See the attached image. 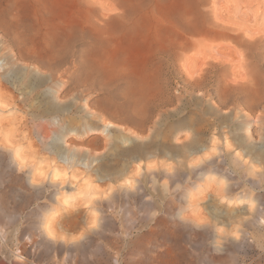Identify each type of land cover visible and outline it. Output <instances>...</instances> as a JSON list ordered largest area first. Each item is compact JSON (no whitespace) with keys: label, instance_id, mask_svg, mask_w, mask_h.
<instances>
[{"label":"rangeland","instance_id":"374dc122","mask_svg":"<svg viewBox=\"0 0 264 264\" xmlns=\"http://www.w3.org/2000/svg\"><path fill=\"white\" fill-rule=\"evenodd\" d=\"M0 11L11 15L6 17L10 27L12 25L13 35L24 36L21 37L26 38L25 42L31 45L28 44L29 49L34 52L38 49L36 52L43 55L53 53L56 56L60 52L58 57L61 54L66 56V64H61L59 69L74 71L77 79H81L78 80L81 84L92 82L89 96L96 104L95 109L106 105L111 111L120 112L121 108L131 110L134 105L140 104L138 108L144 116L138 118L142 119L139 124L124 122L119 125L116 124L119 122L117 119H111L116 127L107 128L111 138V146L106 150V153H110V160L105 162L107 167L115 169L126 166L132 169L141 163L145 168L152 161L156 165L159 161V168L163 164H172L179 171L178 177L175 176L174 182L170 180L169 184L184 185L183 173H187L189 164L186 166L184 156L177 153L180 151L178 147L182 148L183 139L190 135L189 140L202 143L206 140L205 144L209 145L212 136L218 137L217 147L219 150L221 148L218 153H221L223 163L219 168L221 170H218L219 175H215L213 186L223 189L231 186L229 188L233 189L237 197L234 236L226 228V231L222 229L223 225L230 229L227 221L230 207L222 197L225 193L215 197L211 190H207L208 195L203 196L208 198L199 201L201 205L193 201L192 206V200L186 197L181 199L182 203L174 201L170 205L151 192L152 184L157 189L155 194L162 191L163 181L150 179L149 182L141 177L149 195L142 200H132L134 198L131 197L110 201L113 207L108 205V211L104 214L107 217L99 224L101 227L98 225L96 228L99 230L91 235L96 237L93 239L90 236L91 246L81 248L82 253L80 248L59 251L42 247L44 213L53 204L49 203V191L39 195L30 191L28 195L31 199L26 212L40 211L29 217L23 214L16 224L7 226V243L2 245L5 253L22 252L26 264H114L109 259L113 256H118L120 264H164L167 260L168 264H264V221H261L264 220V0H0ZM16 28L19 33L15 32ZM242 41L245 45H241ZM67 51L69 54H65ZM4 54L0 50V70L6 68ZM62 55L61 58H64ZM201 68L204 72L200 73ZM186 83L190 87L195 86L196 90L190 89L187 94L184 88ZM196 84H208L206 86L210 87L204 86L197 90L199 86ZM51 86L48 85V88ZM16 93L15 96L22 99V95ZM223 98L219 103L218 100ZM162 99L165 104H162ZM83 102L81 99L80 108ZM147 104L152 106L149 108L151 110L144 108L150 107ZM0 109V127L9 124V128L1 127L2 133L11 129L10 134L13 135L20 126L17 123L21 116L26 117L24 120L28 118L29 128L32 126L29 105H16L15 115L8 113L9 108L8 111ZM143 121L145 125H142ZM12 122L14 131L10 125ZM140 123L145 129L140 128ZM99 126L98 123L95 125L97 129L89 134L91 137L103 135L105 128ZM48 137L47 134H39L40 141L47 142L50 140ZM140 138L142 141L144 139L143 142H146L145 138L151 140L146 143L152 151L148 147L141 149L138 154L134 151V155H141L136 159L132 157L133 154H125L134 145L143 143ZM97 142L103 147L100 140ZM102 149L97 146V156L105 152ZM169 150L170 153L167 152ZM147 157H150L151 163H148ZM234 159L238 160L235 162ZM165 161L168 163L162 164ZM97 164L98 161H95L93 165ZM15 174L20 172L16 171ZM22 177L23 181L19 183L28 185L26 174ZM223 181L224 186L221 185ZM192 209H196V212ZM83 218L84 221L86 218ZM252 218L257 219L250 221ZM247 219L249 223L245 222ZM222 230L226 234L224 236L222 232L218 238ZM229 235L234 238L226 241ZM58 257L60 260L56 259ZM0 264L9 263L0 259Z\"/></svg>","mask_w":264,"mask_h":264},{"label":"bare ground","instance_id":"6f19581e","mask_svg":"<svg viewBox=\"0 0 264 264\" xmlns=\"http://www.w3.org/2000/svg\"><path fill=\"white\" fill-rule=\"evenodd\" d=\"M9 15L10 14L5 13L4 11L3 12L0 11V43H1L0 50L5 52L3 57H4V61H5L4 64L6 67L5 69L2 68L3 72L0 73V107L3 109L5 108L6 109L5 111H8L7 109L9 108L8 113H10V115H11V113L15 115L16 112H14V111H15L16 105H19V104L20 105L21 104L27 105V106L29 105L31 108V116H29V117H30V121L32 122V126L29 128L28 118L26 120H24L26 117L21 116L18 120V123H17L18 125H20V126H18V129L14 128L13 122H12V124H10V125H12L11 128H13V131H14V129L16 131L14 133L12 131L13 135L10 134L11 129L4 131V132H6V133L3 132L5 134L4 136H3L2 131H0V169H1L0 170V241L2 242V243H0V259H3L5 262H8L9 264H26V261H24L25 257L23 256V254H21L22 252L16 253V252L11 251L8 254V253L4 252L3 246H5V243H7V241H6L7 233L6 232H8V231H5V229L8 228L7 226H9L10 224H14V223L16 224V222L19 221V218L22 217L23 214L26 217H29V216L34 215L35 212L40 211V210H36V211L32 210V211L26 212V207L29 205V202L31 199V198L29 199L30 195H28V193L30 191H33L38 195L44 191H49V193L51 195L49 203L53 204L52 206H49L48 209H46V212L44 213V219L45 220H43V224H42V226H43L42 227V232H43V235H42V237H43L42 245L43 246L42 247H44L47 250H54L55 249V250H59V251L60 250L73 251V250L79 249V248H80V250H82L83 248L91 246V244H92L91 240H90L92 237L91 235H93V233H96V230H99L96 228L101 223V221L104 219V217H107V216H104V214L107 213V211H108L107 209H108V205L111 203L110 201H112L115 198L127 199V198H131V197L134 198L132 200H135V199L142 200V199H144V197L149 195V194H147L148 192H146L147 187L145 189L144 184L142 183V180H140L141 177H143V179L146 178V180L148 179V181L150 179L153 181L158 179L159 182L163 181L162 191H158V193L155 194L157 189H156L155 185L151 183L152 184L150 187L152 190L151 192H153L152 193L153 196H156L157 198L164 200L165 204L167 203L170 205L173 204L174 201L178 202V201H181L182 198L184 199V197H186V198H189L190 200H192V206H193L194 202H199V201L204 200V197H206V196H203V195L207 194L206 193L207 190H211L212 191L211 194H214L215 197H220L221 195H223L225 193L222 197H223V199L227 200L229 207H230V211H229L230 214H229L228 220H227L228 224H229V225L228 224L227 225L230 229H228L227 227H224L225 225H223L222 229L224 230L226 228L227 230H229L230 234L235 236L236 223H237L236 222L237 218H236L235 214H237V213L234 214V212H235V206H236L235 202H237L236 201L237 197H235V193H234L233 189L229 188L231 186H229V187L226 186V189H223L221 187L214 188V186H213V183L216 182L215 181V179H216L215 175L218 174V170L222 165L221 163H223L221 153H218V151L221 150V148L219 150V148H218L219 146L217 145L219 139L217 140L216 138H218V137L215 138L212 136V139L209 140L210 141L209 145H208V143L205 144L206 140H205V143L199 142V140H196V141L189 140V139H191L190 135L189 136L186 135V137L183 139L184 142H183V145H181L182 148H180V146H179L178 148L180 149V151H178L177 153L184 156V160H186V162H187V164H185L186 166H188V164H189V169H188L187 173H183V177L185 179L184 180L185 182H183V183H185L184 185L178 184L176 186H173V185L171 186L169 184V181L170 180L173 181L174 177L177 176L179 170L177 171L176 168L172 167L171 166L172 164L171 165L170 164H163V163H168L169 162L168 160H167L168 162L167 161L162 162L163 165L160 168L157 167V165H159L158 164L159 161H157V165L152 164L153 163L152 160H151L152 163L149 162L150 157H147V159H148V163H151L152 166H151V164L150 165L146 164L147 167H145V168H143L141 166V163H140V165H137L136 167L132 166L133 167V168L131 167L132 169H130L129 167H126V166L124 168L118 167L120 169H118V168L112 169V168L107 167L105 162L108 159L110 160V158H109L110 153L109 152L106 153V150H109V146H111V145H109V143L111 142L110 132H109V130H107V128L116 127V124H119V125L122 124L123 125L124 122H127L128 124L129 123H131V124L132 123H138L139 124V120L142 121V119H138V118H140L141 116L142 117L144 116V115H142V112H141L142 110L138 108V105H140V104L138 103L137 106L134 105L133 106L134 108L131 110H122V108H121V110L119 109L120 112H116V111L113 112L114 110L111 111V108L107 107L106 105H105L106 107L103 106L102 108L100 107V109L96 108L97 109L96 110L95 109L96 104H95V102L91 101L90 96H89V94H90L89 92L92 89V88H90V83H92V82H89V84H87L88 81H85L86 82L85 84H81L78 81L81 79H77L74 71L72 72L70 69H67V68L64 70L59 69V68H61V64H66L65 63V61H66L65 57L66 56L64 57L61 54L62 57H64V58H61V55H60V57H58L60 52L58 55H56L57 56L56 57L55 55H53V53H52V55L49 53H48L49 55H43V54H40L39 52L37 53L36 50H38V49H36L34 47H32V48L36 49L35 52L32 51L31 49H29L30 44L28 43L29 44L28 45L25 42L26 38L25 39L22 38L24 36L21 35L22 37L21 36L17 37L16 35H13L12 30H11L12 25L10 27V24L7 21V17ZM10 17H11V15H10ZM16 19H18V18H16ZM12 21H14V18H12ZM6 22H8L7 24H9V25L5 24ZM19 25H21V24H19ZM19 28H21V27H19ZM15 32L19 33L17 28H16ZM259 38H261V37H259ZM242 42L243 43L240 42L241 45H245L244 44L245 42L244 41H242ZM184 45L186 46L185 43H184ZM217 50H218V48H217ZM41 53H43V51H41ZM67 53H68V51L65 52V54H67ZM215 53H216V51H215ZM67 57H68V55H67ZM210 58H212V57H210ZM203 63L205 64V62H203ZM213 68H215V67H213ZM2 69L0 71H2ZM206 69L207 68H205L203 70L206 71ZM203 70L201 68L200 73ZM80 77L81 76L79 75V78ZM92 78H94V77H92ZM92 78H91V80H92ZM83 81L84 80H82V82ZM50 84L52 86L48 88V85H50ZM13 85L16 86L15 89L12 88ZM206 85H208V84H205L204 86L210 87V86H206ZM190 86L191 85H189V84L187 85V83H186V86L184 87L186 89L187 94H188L190 89L196 90L195 86H193V87H190ZM196 86H199L197 88V90H199L200 87H204V86H201L199 84L198 85L196 84ZM205 89H209V88H205ZM201 90H202V88H201ZM16 92L22 95V99H19L17 96H15ZM208 96H211V95L208 94ZM221 96L223 97V95H221ZM80 97H82L81 99H82V101H84L82 108L79 107V102L81 101ZM226 97H225V99H226ZM180 98H181V96H180ZM219 98H221V97H219ZM178 99H179V97H178ZM216 100H218V99H216ZM221 100H224V98L219 99L218 102L220 103ZM249 100L250 99H247V101H249ZM161 101H163V99ZM235 101H237V100H235ZM253 101L255 102L254 99H253ZM253 101H251V102H253ZM157 103H159V101ZM163 103H164V101L162 102V104ZM222 103H223V101H222ZM226 103H227V101H226ZM246 103H250V102H246ZM251 104L254 105L255 103L254 104L251 103ZM251 104H248V105H251ZM158 105L160 106V104H158ZM223 105H224V103H223ZM97 106H100V105H97ZM148 106H150V105H148ZM218 106L220 107L221 105L219 104ZM225 106H227V105H225ZM228 106H229V102H228ZM240 106L242 107L243 105H240ZM151 107L152 106H150V107L144 106L145 109L146 108L149 109ZM222 107L224 108V106H222ZM252 107L254 108V106H252ZM225 108H227V107H225ZM3 109H2V111H3ZM20 109H21V107H20ZM149 110H151V109H149ZM152 115H154V114L152 113ZM145 117H147V115ZM111 119H113V120L117 119L119 122L114 124V123H112ZM9 123H10V121H9ZM97 123H98V125H101L103 128H105V130L102 131L103 135L101 137H97V136L91 137L89 134L91 132H93L95 129H97L95 127V125H97ZM5 124H7L9 126L8 123H5ZM145 124H146V122L143 121L142 125H145ZM8 126H6V127H8ZM101 126H99V127H101ZM127 126H129V125H126V127ZM1 127L6 128L5 126H1ZM1 127H0V129H1ZM141 127L142 126L140 123V128ZM144 127L145 126H143L142 129ZM184 128H186V127H184ZM26 129H28L27 132H25ZM117 129H121V128H117ZM117 129H116V131H117ZM192 129H193V127H192ZM190 132H192V131H190ZM41 133L47 134V136H49L48 139H50V140L47 142L43 141V140L40 141L39 140L40 139L39 134H41ZM166 133H168V132H166ZM70 134H71V137H69ZM196 136H193V137H196ZM11 137H13V138L11 139ZM145 139H146L145 141L147 142L148 139L147 138H145ZM175 139H179V138H175ZM98 140L101 141V144L103 145V147L99 146L100 142H97ZM156 140H154V141H156ZM159 140H161V139H159ZM141 141H142V139H141ZM143 141H144V139H143ZM150 141L151 140H149L148 143H150ZM146 142H143V143L140 142V144H138V145L136 144V146L134 145L133 149L127 150L124 153L125 154L129 153V155H131L134 153V151H137V153H135V154H138V152L141 149H143V148L147 149V147L149 145ZM161 142H163V141H160V143ZM179 143L181 144L182 141H180ZM151 144H152V142H151ZM225 145L226 144H224V146ZM97 146H98V148H101V149L104 148L102 150L105 151L100 156H97V153L95 152V149L97 148ZM153 146L154 145H152V147ZM161 147H163V146L161 145ZM153 148L156 149V147H153ZM148 149H150V147H148ZM163 149L165 150V147ZM227 149H229V147H227ZM150 150L152 151V149H150ZM177 150L178 149L176 147V151ZM222 150H223V148H222ZM156 151H157V149H156ZM170 151L171 150H169L167 152L170 153ZM174 151H175V149H174ZM145 152L148 153V151H145ZM158 152L160 153V151H158ZM165 152H166V150H165ZM124 153L122 154L123 156H124ZM149 153H151V152H149ZM156 153L157 152H155L154 154H156ZM164 153H161V154L163 155ZM175 153H174V155H175ZM142 154H144V153H142ZM148 154H146V155H148ZM117 155H120V154H117ZM129 155H127V157ZM146 155H145V157H146ZM149 155H152V154H149ZM181 155H178V156H181ZM140 156L141 155H139V157ZM166 156L168 157V155H166ZM171 156H173V155H171ZM8 157H10L9 161H8ZM132 157L134 159H136V157H138V156L133 154ZM153 157L154 156H152V158ZM164 157H162V158H164ZM238 157L240 159L241 156L239 155ZM118 159L120 160L122 158H118ZM153 160H154V158H153ZM173 160H172V163H173ZM236 160H238V159H236ZM236 160H235V162H236ZM95 161H98L97 165H93ZM238 162H240V160ZM182 163H185V162H182ZM153 165H156V166H153ZM175 165H176V162H175ZM243 165H246V164H243ZM186 166H184V167H186ZM181 169H182L181 171H183V167H181ZM16 171L20 172V174H15ZM21 173L26 174L27 181H28V185H26V186L19 183V182L22 183V181H23V177H22L23 174H21ZM225 173L227 174V172H225ZM179 178H181V177L179 176ZM233 179H234V177H233ZM248 179L250 180L249 177H248ZM181 180H183V179H181ZM224 180H226V179H224ZM7 182H9V184L6 185ZM143 182H144V180H143ZM159 182L157 181V183H159ZM221 185L224 186V181H223V184H221ZM33 192H31V193H33ZM153 196H152V198H153ZM196 196L198 198H196ZM194 198H196V199H194ZM206 198H208V197H206ZM125 199H124V202H125ZM148 199H149V197H148ZM121 200H123V199H121ZM216 200H218V199H216ZM145 201H146V199H145ZM211 201H212V199H210L209 202H211ZM215 201H213V202H215ZM181 203H182V201H181ZM150 204H152V202ZM199 204H200V202H199ZM147 207H149V204ZM194 207L196 208V206H194ZM194 207H192V208H194ZM114 208H115V206H114ZM165 208H166V206H165ZM162 210H164V209L162 208ZM192 210H194V209H192ZM128 211H130V210H128ZM212 213H213V211H212ZM217 214L218 213H216V215ZM203 215H204V213H203ZM216 215H214V216H216ZM83 217L86 218L84 221L81 219ZM254 217H255V215H254ZM212 219H214L213 216H212ZM252 219L253 220H250V221H255V219H257V218H255V219L252 218ZM195 220H196V217H195ZM197 220H198V218H197ZM238 220H239V218H238ZM218 221H220V220H218ZM225 221H226V219H225ZM261 221H264V220H261ZM261 221H259V223ZM107 222H109V221H107ZM245 222L249 223V220L245 221ZM216 223H218V222H216ZM252 223H254V222H252ZM99 227H101V226L99 225ZM102 228H103V226H102ZM112 228H110V229H112ZM226 229L224 231H226ZM101 230H103V229H101ZM223 230L221 232L219 231L220 233L218 234L219 235L218 238H220L222 236ZM223 233L225 236L226 233L225 232H223ZM114 236H116V234ZM234 236L232 237L229 235L225 239H226V241H228L229 239L234 238ZM95 237H92V238L94 239ZM228 237H230V238H228ZM236 238H237V236H236ZM234 240L235 239H233V242H234ZM94 242H96V241H94ZM217 242H219V241H217ZM232 244L234 245L235 242ZM221 245H223V243H221ZM227 245H229V244H227ZM99 247H101V245H99ZM65 251H63V252H65ZM82 253H84L83 250H82ZM106 253H107V251H106ZM93 256H95V255H93ZM99 256H101V253L99 254ZM102 257H104V256H102ZM117 257L113 256V257H110L109 259H111L114 264H120L119 259ZM56 259H59V257ZM52 260H54V259H52ZM49 261H51V260L49 259ZM55 262H56V260H55ZM97 262H98V260H97ZM101 262H103V261H101ZM168 263L169 262L167 260L164 264H168ZM55 264H58V263H55Z\"/></svg>","mask_w":264,"mask_h":264}]
</instances>
